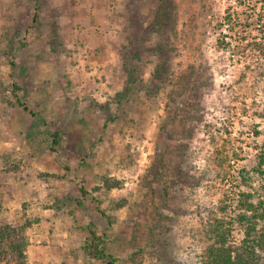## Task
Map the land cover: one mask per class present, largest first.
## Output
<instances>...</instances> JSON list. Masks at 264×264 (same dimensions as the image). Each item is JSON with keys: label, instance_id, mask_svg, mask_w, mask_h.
<instances>
[{"label": "rangeland", "instance_id": "obj_1", "mask_svg": "<svg viewBox=\"0 0 264 264\" xmlns=\"http://www.w3.org/2000/svg\"><path fill=\"white\" fill-rule=\"evenodd\" d=\"M262 31L264 0H0V228L27 263L107 264L100 237L115 264H203L209 217L255 191Z\"/></svg>", "mask_w": 264, "mask_h": 264}, {"label": "trees", "instance_id": "obj_2", "mask_svg": "<svg viewBox=\"0 0 264 264\" xmlns=\"http://www.w3.org/2000/svg\"><path fill=\"white\" fill-rule=\"evenodd\" d=\"M231 15L225 16V24L231 21ZM250 51L245 59L241 77H248L255 81L264 82V31L260 37H253L248 43ZM17 89V86L15 85ZM264 91V84L261 87ZM56 136V134H54ZM55 142V140H54ZM257 153L258 162L254 167V173H243V184L255 191H241L237 208L243 210L234 216L209 217L205 226V235L209 240L203 252V264H264V185L261 191L254 188L251 181L255 173L264 178V149L259 148ZM109 186V185H108ZM114 186L110 184V187ZM256 193V194H255ZM256 197V203L252 198ZM225 204L221 207L224 210ZM15 230V229H14ZM7 227L0 228V245L5 243L7 247H0V259L7 260L8 264H28L23 239ZM85 246L86 251L94 257L102 259L107 264H115L113 255L106 251L103 241ZM101 243V245L99 244Z\"/></svg>", "mask_w": 264, "mask_h": 264}]
</instances>
